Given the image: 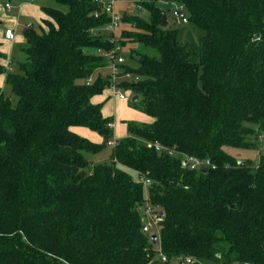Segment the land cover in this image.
I'll return each mask as SVG.
<instances>
[{
  "label": "trees",
  "instance_id": "16d2710c",
  "mask_svg": "<svg viewBox=\"0 0 264 264\" xmlns=\"http://www.w3.org/2000/svg\"><path fill=\"white\" fill-rule=\"evenodd\" d=\"M53 1L41 31H24V60L0 65L18 98L0 95V264H264V153L254 164L227 151L264 144V0L141 1L150 20L122 17L120 40L96 0ZM158 3L183 5L203 32L200 62ZM117 45L137 63L117 87L153 122H127L99 163L114 129L92 99L111 88L101 71ZM188 156L211 165L191 170ZM147 203L163 213L159 250Z\"/></svg>",
  "mask_w": 264,
  "mask_h": 264
},
{
  "label": "rangeland",
  "instance_id": "374dc122",
  "mask_svg": "<svg viewBox=\"0 0 264 264\" xmlns=\"http://www.w3.org/2000/svg\"><path fill=\"white\" fill-rule=\"evenodd\" d=\"M30 2H34L35 4H39L38 0H29ZM141 1H151V0H117L116 2V11L118 14H120L122 17L124 16H140L146 21L150 20V12L148 9L143 8V6L140 4ZM6 2H10L12 4V9L9 12H3L2 17L0 19L1 25L0 29L5 30V28L10 24L13 25V28L15 30V33L18 37L24 36V30L30 26L33 27L36 31H41V24L39 21L33 18H29L27 16H24L20 13V8L18 7L19 1L18 0H0L1 6L5 7ZM42 2V1H41ZM40 2V3H41ZM178 4H165V3H158L157 6L161 7L163 11L167 13L169 22L174 26V22H176L174 28L179 30V36L178 40L180 43L188 45L190 48L194 49L197 55L194 57V61L200 62L201 61V37L203 35V32L193 23H182L178 22L173 17V11L177 7ZM4 16L7 17H13L17 20V24L15 21L5 20ZM4 18V19H3ZM3 19V20H2ZM11 19V18H9ZM124 29H128V27L124 26L122 22L120 23L119 27L115 31V37L116 39L120 40V37L122 36V31ZM103 33L105 35H110L111 31L108 29L104 30ZM22 42V41H21ZM21 42H16L12 45V48H10V59L13 61L12 69L16 66L18 62H21L24 60V55H22L20 51V45ZM120 46V45H119ZM121 47V46H120ZM120 54L125 57V63L123 67H119L118 69V77H117V84L121 85L124 83L127 79L125 77L126 68H136L137 63L132 59L131 57V46H128L126 48L121 47ZM115 71L114 65L110 64L107 68L101 71L102 74L107 75ZM4 76L1 78L3 79ZM3 81V80H2ZM129 81V80H128ZM130 82V81H129ZM2 89L4 91V95L11 99L14 106L17 105L18 98L16 95L13 94L11 87L6 83V81L2 84ZM121 92L124 94L125 99H115L113 96L112 98H109V107L108 111L114 115L116 120V128L114 129V134L117 136H123L126 131V125L127 122L133 121L137 123H151L152 118L141 111L139 108H136L133 106L135 94L131 90H127L125 88H121ZM112 99V100H111ZM74 130H84L85 138L94 143L101 145L103 144V137L95 132L92 131L86 127H73ZM82 136V134H81ZM115 138V135H114ZM259 147L258 149H252V150H239V149H233L229 148L227 151L229 154H231L234 158H236L239 162H247L252 161L254 164H258V161L260 159V156L262 153H264V144L263 139H259L256 143ZM112 152V146L107 145L104 148V151L100 153L98 156L93 157L92 159L95 162H101L105 163L109 161V157ZM159 232V229L156 225L152 228L151 234H157ZM159 245H155V249L159 250ZM206 264H213V263H206Z\"/></svg>",
  "mask_w": 264,
  "mask_h": 264
},
{
  "label": "built area",
  "instance_id": "2783aa9c",
  "mask_svg": "<svg viewBox=\"0 0 264 264\" xmlns=\"http://www.w3.org/2000/svg\"><path fill=\"white\" fill-rule=\"evenodd\" d=\"M117 0H96V2L100 3L103 7V10L107 12L110 17L111 21L108 24L107 29L111 32H115L117 28L119 27L122 16L118 14L116 11V2ZM177 7L173 11V17L176 21L182 22V23H188V15L186 12V9L183 5H176ZM7 7L10 8V5H7ZM99 13L96 14V17H98ZM6 38L8 40H15L16 35L14 33V30L11 28H8L5 32ZM121 47L117 45V47L112 50L111 52L106 53V56L110 62V64L114 65L115 71L111 73L112 78V85L111 89L116 91L122 98H125L124 94L121 92V90L117 87V77L119 75L118 69L125 63V57L120 54ZM125 77L127 80H137L131 73H125ZM3 90L0 88V95L2 94ZM113 128V124L110 125ZM117 141L112 140L109 142V145L112 147L116 146ZM161 146H157V150H161ZM184 165L188 166L191 170H201L206 167H209L211 165V162L209 160H200L194 157H185L184 159ZM143 182L145 186L148 188L151 184L150 180L143 179ZM144 225H143V232L151 234L152 228L154 225L159 227V223L161 222L162 218L160 213L149 203H147L144 207ZM161 259L163 261H166V258L163 257L161 254H159ZM176 264H195V259L191 257H180L175 259Z\"/></svg>",
  "mask_w": 264,
  "mask_h": 264
},
{
  "label": "crops",
  "instance_id": "0c3cea01",
  "mask_svg": "<svg viewBox=\"0 0 264 264\" xmlns=\"http://www.w3.org/2000/svg\"><path fill=\"white\" fill-rule=\"evenodd\" d=\"M19 1V4H18V7L20 8V13L22 14V15H24V16H27V17H29V18H33V19H36L37 21H39L40 22V24H42V21L46 18V15H45V13L43 12V10H42V7H54V6H56L55 5V2L53 1V0H38L39 1V4L37 5V4H35L33 1L32 2H30L29 0H18ZM42 1V2H41ZM41 2V3H40ZM7 5H10V8L9 7H7ZM12 9V4L10 3V2H6V4H5V7H3V6H1V4H0V19H1V17H2V13L3 12H9L10 10ZM4 18H5V20H10V22L11 21H15L16 22V25H18L17 24V20L16 19H14L13 17H7V16H4ZM3 18V19H4ZM9 18H11V19H9ZM2 19V20H3ZM1 22V21H0ZM8 28H11V29H13L14 30V28H13V25H8L6 28H5V30H1L0 29V51L5 55V58H0V65H2L3 67H5V68H10L9 66H10V62H11V59H10V48H12V45L13 44H15L16 42H21V44L24 42V40H25V38H24V36H22V37H18L17 35H16V33H15V30H14V33H15V35H16V38H15V40H13V41H11V40H8L7 38H6V35H5V32H6V30L8 29ZM27 29V28H26ZM25 29V30H26ZM24 30V31H25ZM4 76V78L3 79H1L2 77ZM3 80V81H2ZM4 81H6V74H3V75H0V88L2 89V84H3V82ZM3 90V89H2ZM112 96L117 100V99H119V100H123V99H125V98H122L116 91H114L113 89H106L104 92H103V94H101V95H97V96H95V97H93V99H92V102L94 103V104H98V103H103V110H102V112H103V115L105 116V117H110V118H112V120H113V129H115L116 128V120H115V117H114V115H112V113H110L109 111H108V105H109V103H108V101H109V98H112ZM112 100V99H111ZM152 122H153V120H152ZM151 122V123H152ZM73 131H75L76 133H78L79 135H81L82 134V137H84L85 138V132H84V130H80V131H78V130H74L73 129ZM115 135V138H114V140L115 141H117V140H119V139H121V138H123V137H126L127 136V125H126V131H125V134L123 135V136H117L116 134H114Z\"/></svg>",
  "mask_w": 264,
  "mask_h": 264
},
{
  "label": "water",
  "instance_id": "95a60500",
  "mask_svg": "<svg viewBox=\"0 0 264 264\" xmlns=\"http://www.w3.org/2000/svg\"><path fill=\"white\" fill-rule=\"evenodd\" d=\"M0 25H1V22H0ZM169 25H170V23L168 20L167 13L165 11H163L162 12L161 26L167 28V27H169ZM138 59H139V57H138ZM138 100H139V97L135 96L134 101H138ZM161 215H163L162 212H161ZM152 240H153L154 244H156L158 241V235L157 234L152 235Z\"/></svg>",
  "mask_w": 264,
  "mask_h": 264
}]
</instances>
